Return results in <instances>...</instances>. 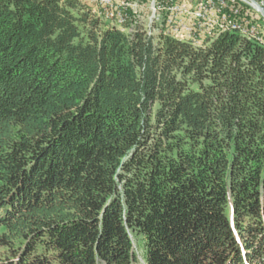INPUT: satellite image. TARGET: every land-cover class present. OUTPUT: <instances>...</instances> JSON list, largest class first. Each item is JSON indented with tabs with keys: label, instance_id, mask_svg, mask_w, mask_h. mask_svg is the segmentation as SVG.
I'll list each match as a JSON object with an SVG mask.
<instances>
[{
	"label": "trees",
	"instance_id": "1",
	"mask_svg": "<svg viewBox=\"0 0 264 264\" xmlns=\"http://www.w3.org/2000/svg\"><path fill=\"white\" fill-rule=\"evenodd\" d=\"M100 23L0 0V264H264V47Z\"/></svg>",
	"mask_w": 264,
	"mask_h": 264
},
{
	"label": "built area",
	"instance_id": "2",
	"mask_svg": "<svg viewBox=\"0 0 264 264\" xmlns=\"http://www.w3.org/2000/svg\"><path fill=\"white\" fill-rule=\"evenodd\" d=\"M111 28L132 37L143 33L158 42L169 37L206 47L219 36L238 32L264 47V19L242 0H81ZM264 9V0H255Z\"/></svg>",
	"mask_w": 264,
	"mask_h": 264
},
{
	"label": "rangeland",
	"instance_id": "3",
	"mask_svg": "<svg viewBox=\"0 0 264 264\" xmlns=\"http://www.w3.org/2000/svg\"><path fill=\"white\" fill-rule=\"evenodd\" d=\"M82 2V1H81ZM101 27L103 28H111L108 22L106 21H101ZM261 26H264L262 21H260ZM154 45H158L157 41L154 42ZM133 242H134V252L136 256V264H146L144 255H145V246L140 237H132Z\"/></svg>",
	"mask_w": 264,
	"mask_h": 264
},
{
	"label": "water",
	"instance_id": "4",
	"mask_svg": "<svg viewBox=\"0 0 264 264\" xmlns=\"http://www.w3.org/2000/svg\"><path fill=\"white\" fill-rule=\"evenodd\" d=\"M248 3L263 19H264V9L255 0H242Z\"/></svg>",
	"mask_w": 264,
	"mask_h": 264
}]
</instances>
